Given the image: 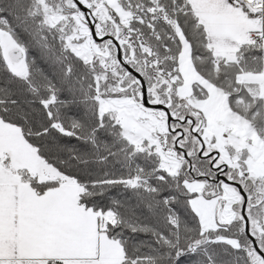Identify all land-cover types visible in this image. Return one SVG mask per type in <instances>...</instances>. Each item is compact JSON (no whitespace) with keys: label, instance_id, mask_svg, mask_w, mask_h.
I'll use <instances>...</instances> for the list:
<instances>
[{"label":"snow or ice","instance_id":"6c2138e0","mask_svg":"<svg viewBox=\"0 0 264 264\" xmlns=\"http://www.w3.org/2000/svg\"><path fill=\"white\" fill-rule=\"evenodd\" d=\"M0 264H264V0H0Z\"/></svg>","mask_w":264,"mask_h":264}]
</instances>
